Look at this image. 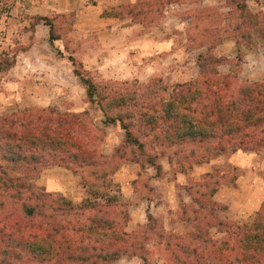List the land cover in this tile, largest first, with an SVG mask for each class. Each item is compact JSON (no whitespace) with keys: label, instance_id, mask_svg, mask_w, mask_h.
Segmentation results:
<instances>
[{"label":"rangeland","instance_id":"1","mask_svg":"<svg viewBox=\"0 0 264 264\" xmlns=\"http://www.w3.org/2000/svg\"><path fill=\"white\" fill-rule=\"evenodd\" d=\"M184 2L192 5L190 10ZM41 4V0H0V227L7 225L0 232V264H54L29 253L26 239L47 222L83 223L100 210L108 212L135 245L116 260L91 259L97 264H224L216 258L201 259L194 251L208 253L212 244L227 240L233 245L254 223H260V233L264 202L257 211L242 213L238 206L230 209L213 197L239 176L240 170L231 163L238 151L252 157L250 167L264 178V133L259 130L246 145L228 138L221 143L207 139L173 144L168 142L173 121H167L162 111L180 85L203 77L228 78L232 95L244 85H264V0H137L134 5L104 9L102 18L144 25L151 40L149 46L139 47H133L129 31L99 35L98 30L76 28L73 13L47 17L50 33L48 26L36 30L43 24L38 13L50 11ZM243 4L259 23L257 29L253 21L244 19ZM165 12L178 17L168 18ZM178 22H184V31L175 28ZM168 29L174 30L166 34ZM138 35L140 42L145 35ZM34 45L23 65L6 76L15 63L11 68L7 65ZM91 49H95L92 55ZM36 53L53 63L65 61L47 66ZM69 57L94 86L91 99ZM143 111L156 115L145 120ZM46 116L50 121H41ZM70 118L78 119L76 133L93 152L83 162L62 156V163L52 147L40 143L39 135L23 134L33 127L72 122ZM5 119L15 123L16 131H23L19 140L3 133ZM214 159L220 164L212 173L192 176L195 165ZM58 167L72 176L65 194L52 192L45 178ZM166 182L175 183L173 189ZM146 200L151 202L150 212L132 211L133 204ZM64 201L71 203L75 215H68ZM88 201L95 209L84 211L82 204ZM177 238L200 248L180 249ZM108 250L117 252L115 247ZM234 253L241 254L238 249ZM71 255L74 260L62 264H89L87 252ZM245 264H264V260Z\"/></svg>","mask_w":264,"mask_h":264},{"label":"trees","instance_id":"2","mask_svg":"<svg viewBox=\"0 0 264 264\" xmlns=\"http://www.w3.org/2000/svg\"><path fill=\"white\" fill-rule=\"evenodd\" d=\"M240 8L245 13L244 19L248 22L253 21V28L257 29L259 23L256 18L254 19L253 15L247 11L244 4ZM39 20L45 26H48L50 33L51 25L46 23L47 17H40ZM49 42H53L51 36L49 37ZM68 60L75 68L74 59L69 57ZM14 63L15 61L12 60L7 66L11 68ZM74 74L85 86L88 99H91L94 89L91 81L83 78L76 68L74 69ZM230 87V80L219 76L218 78L203 77L188 85H180L178 92L173 95L171 100L165 103L162 111L167 121H173L171 131L173 137L171 136L168 142L177 144L184 142V140H190V142L204 143L209 139V142L216 141L221 143L225 138H228L230 142L238 141L239 145H246L247 142L255 139V134L259 130L260 133H264V85H244L239 88L238 94L235 95L228 92ZM146 112L143 111L141 113L142 118L147 117L145 120L156 115L147 114ZM50 119L51 117L46 116L41 121L46 120L49 122ZM70 119L74 120L72 122L65 121L62 125H46L41 128L33 127L29 131L22 132L24 135H39L40 143L49 148L52 147L54 149L53 152H56L54 155L57 158L60 157L58 159L62 163V156L73 161L83 162L93 152L89 148V142L82 139L79 133H76L78 125H80L79 122L78 124L76 122L78 119ZM111 121L121 123L120 120L112 119ZM3 124L4 126L1 128L4 127L2 131L7 138L12 140L20 139L18 135L22 132L15 130V123L12 120L5 119ZM122 129L129 139L130 133L127 128L122 125ZM65 167L68 169L70 166L65 165ZM10 183V179L5 182V184L9 185ZM64 204L69 209L68 215L76 214L71 212L73 208L69 201H64ZM81 208L85 209L84 211L95 209L89 201L84 202ZM28 215H33L32 209H28ZM109 215L108 212L100 210L84 220L83 223L79 220L65 221L54 225L47 222L40 225L36 229L37 231L26 239L25 245L28 252L38 256L40 261L53 262L54 264H62L65 259L74 260L72 259L73 255H71L73 252H87L88 258L86 257V260L89 264H97L95 260L92 261L91 259H102L103 263L109 260H116L120 253L134 247L135 239L129 237L124 231H120L118 224L108 218ZM259 225L260 223H254L252 227L244 228L242 236L236 239V243L233 245H230L227 240L219 246L212 244L208 253H198L196 250L194 253L201 255V259L207 258L212 261L216 258L224 264L261 262L264 260L263 219L260 233L257 230ZM6 228L7 225L2 224L0 232L5 231ZM176 240L177 247L180 249L189 247L192 243L184 242L181 238ZM198 246L191 245L195 249L200 248ZM110 247H115L117 252H114V254L110 252L108 250ZM235 249H238L241 254L236 255L234 253ZM172 258L177 259V256L174 255Z\"/></svg>","mask_w":264,"mask_h":264},{"label":"crops","instance_id":"3","mask_svg":"<svg viewBox=\"0 0 264 264\" xmlns=\"http://www.w3.org/2000/svg\"><path fill=\"white\" fill-rule=\"evenodd\" d=\"M41 8L45 9L48 7L50 11H46L44 13H38L40 17H49L51 14H68L73 13L77 19L76 28L82 29L85 32H92L98 30L99 35H113L115 33H120L123 31H129L131 34V41L133 47H139L142 44L149 46L150 44V36L149 32L145 30L144 25L139 23H134L131 19L129 21H120L117 18H102V13L104 9L108 8H118L122 5H134L137 0H41ZM91 1V2H90ZM187 5L188 10L192 7V5L186 2L183 5ZM172 5H179L178 3ZM168 18H177V15H174L170 12H165ZM191 17V15H190ZM129 22V23H127ZM177 28L180 32L184 31L185 24L184 22H178ZM125 25V27H123ZM43 24H38L36 26V30L46 28ZM124 28V29H123ZM150 29V28H149ZM141 30H144L143 32ZM174 29H168L167 33H172ZM144 34L145 36H140L142 40L139 42V35ZM135 40V41H134ZM172 40V39H171ZM152 45V44H151ZM36 45H34L27 52L17 56L15 60V65L6 76L11 75V72L17 70V68L21 67L26 60L32 55V51ZM88 49V48H87ZM97 49L100 50V47L97 45ZM70 51V50H69ZM138 51V50H136ZM95 52V49H91V55ZM67 53V52H65ZM41 54V53H40ZM36 53V58L38 61L42 62L44 65L52 66L54 64H62L65 60L55 59L53 63L49 58L43 57ZM80 55H83V50ZM86 59L91 58L90 55H85ZM98 57L95 59V63H98ZM58 62V63H57ZM85 62V61H83ZM87 63V62H86ZM91 63V62H90ZM15 74V73H12ZM56 90H58L56 88ZM231 163L233 169L240 170L239 176L233 181V183L226 184L219 188L218 191L214 194V199L218 202L225 203L230 209L231 207L238 206L240 212H255L259 209L261 203L264 202V178L260 177L257 170H253L250 167V163L252 162L250 156L243 154L241 151H238L231 157ZM218 164L220 161L218 159L210 160L208 163L195 165L192 170V176H202L204 174L212 173L215 169L218 168ZM45 178H49V183L51 185V191L56 193H66L70 190V180L72 179L71 174L68 170L63 169L61 167L50 170ZM183 178V175L178 179ZM68 181V183H67ZM158 182V181H157ZM127 184V183H126ZM175 184V183H174ZM173 183L166 182L168 188L173 189ZM171 194V193H169ZM150 200H146V204H133L132 211L144 209L147 212ZM154 205L151 204V207ZM131 223V221H130ZM132 224H137L135 220L132 218Z\"/></svg>","mask_w":264,"mask_h":264}]
</instances>
